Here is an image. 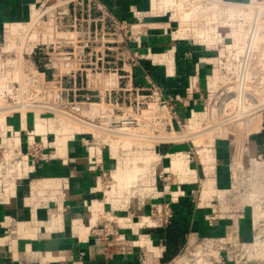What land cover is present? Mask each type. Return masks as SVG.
<instances>
[{"label":"built area","instance_id":"1","mask_svg":"<svg viewBox=\"0 0 264 264\" xmlns=\"http://www.w3.org/2000/svg\"><path fill=\"white\" fill-rule=\"evenodd\" d=\"M168 1L172 7L180 3ZM191 1L183 20L197 10L203 15L194 24H213L215 43H231L215 52L204 91L197 72L188 77L183 96L166 95L144 68L148 62L167 69L175 48L143 47L153 25L138 11L129 21L96 0H38L29 5L25 21L0 24V205L26 183L22 203L29 216L37 220L38 209L52 207L49 219L55 221L69 177L34 173L52 159L67 163V145L77 140L95 180L91 197L82 201L88 216L70 225L84 230L78 238L102 243L105 261L153 253L146 230L165 228L173 204L188 199L194 210L206 211V221L230 219L231 224L214 235L187 234L165 264H264V152L247 145L264 130V0ZM148 2L153 15L166 17L172 42L194 47L206 39L198 27L180 26L160 11L161 0ZM223 27L228 32L219 31ZM185 100L192 106L181 117L178 105ZM28 115L30 126L24 123ZM238 131L243 136L239 163ZM217 140L227 143L225 186L213 172L200 176L217 162ZM245 218L247 238L234 224ZM13 221L6 220L5 230Z\"/></svg>","mask_w":264,"mask_h":264},{"label":"crops","instance_id":"2","mask_svg":"<svg viewBox=\"0 0 264 264\" xmlns=\"http://www.w3.org/2000/svg\"><path fill=\"white\" fill-rule=\"evenodd\" d=\"M38 0H0V24L8 21H25L29 15V5ZM105 9L116 18L134 21V11L141 16L144 21L153 25L148 35L143 37V47L150 46L152 51L160 52L175 48L176 42H172L167 29V22L163 15H153L150 12L153 6H149L148 0H96ZM150 10V11H149ZM150 13V14H149ZM99 11L96 7L92 9V16L97 17ZM200 55H193V70L188 75L193 76L197 72L205 77L209 69H202L196 61H203L206 53L199 52ZM168 55H170L168 53ZM174 61L167 65L157 66L164 72L165 77L173 78L176 75L175 52ZM198 58V59H197ZM148 63V62H146ZM206 72V73H204ZM205 74V75H204ZM187 77V80H188ZM205 79V78H204ZM187 82L185 84V87ZM185 87L183 88L185 90ZM200 93L204 91V81L199 84ZM183 93L180 95H184ZM191 101L185 100L182 106L178 105L180 116H185L191 108ZM200 108V103L195 109ZM17 123V120H16ZM26 126L31 125L30 115L24 120ZM235 140V162L239 163L242 151V133L238 131ZM251 149L264 152V143H259L254 136L251 138ZM176 148H183L177 146ZM217 153V162L215 166L207 168L204 173H200L201 178H208L209 173L216 174L215 181L219 186L227 185L228 178L224 163L227 158V143L223 140L215 142ZM68 161L62 162L59 159H52L41 163L36 169L34 176L40 178L53 176H68L69 189L66 190L63 198L62 211L57 215L55 221L50 220L49 216L53 210L52 207L37 210V220L34 216H29L28 208L22 203V198L27 194V184L21 183L16 190V196L8 204L0 205V264H165L161 257L165 249L164 242L161 239L153 238L150 233H146L155 244L153 253L137 251L136 254L128 257H115L112 260L105 261L102 256V243L92 239L78 238V234H83L81 228L75 229L70 223L72 219L85 221L88 216L82 201L89 199L90 188L94 185L95 173L88 170L83 150L79 141H71L67 145ZM211 175V174H210ZM224 176V180H222ZM211 180L213 177L211 176ZM148 206L144 207L146 212ZM194 220L191 222V228L188 234L192 236L214 235L221 233L231 220H213L206 221L205 210H199ZM8 218H13V223L5 230L4 226ZM5 219V220H4ZM241 237H249V226L247 219H240L237 223ZM234 225V226H235ZM144 231V228L142 229ZM141 230V231H142ZM187 236V235H186ZM80 252L83 255L80 256ZM256 264V263H250ZM261 264V263H259Z\"/></svg>","mask_w":264,"mask_h":264},{"label":"trees","instance_id":"3","mask_svg":"<svg viewBox=\"0 0 264 264\" xmlns=\"http://www.w3.org/2000/svg\"><path fill=\"white\" fill-rule=\"evenodd\" d=\"M193 47L185 41H178L175 44L176 75L173 78L165 77L164 72L157 66H151L144 62V68L159 84L166 95L181 94L187 82L188 75L193 70L194 56ZM259 143H264V130L255 135ZM224 180V176H222ZM199 210H194L193 204L188 199H183L172 206V218L165 228L149 229L147 232L153 238L161 239L164 242L161 261L167 262L174 257L185 242L186 235L190 231L191 222Z\"/></svg>","mask_w":264,"mask_h":264},{"label":"rangeland","instance_id":"4","mask_svg":"<svg viewBox=\"0 0 264 264\" xmlns=\"http://www.w3.org/2000/svg\"><path fill=\"white\" fill-rule=\"evenodd\" d=\"M156 1H159V0H156ZM162 3L159 4L160 5V11H164L166 12V16L167 17H171L172 19H175L177 21H180V26H184L185 24L187 25V27H191L193 29H195V27H198L196 30V32H203L204 35L206 36V39L203 41V40H196V43L193 44V50L194 51V54L195 55H200L199 52L205 54L206 53V58L204 57L205 60L201 61V62H198L196 61L197 64H199L198 66H200V68L202 69H210L211 68V65L210 64H214L215 63V52L217 53V51L221 50V52H223L224 50V46L223 44L224 43H231V41L229 42L228 40H223L222 44H217L215 43L214 39H212V34L210 33L211 31L210 30H213V24L211 23H208L205 24V26L203 24L201 25H197L194 24V19H196V22L198 21L199 22V16L203 14H199L198 11L196 10H192L191 11V19L186 21V20H183V12L184 11H187V9H185L189 4H193L194 5V1H191V0H180V3L174 7L173 4L171 5V2L168 1V0H161ZM173 8V9H171ZM157 12V11H156ZM209 16V19H210V22L212 21L213 19V16L212 15H207V17ZM196 25V26H195ZM211 28V29H210ZM229 28H226V27H223L221 29H219V31H221L222 33H225V32H228ZM240 41V38L238 37L237 40L235 41L236 42H239ZM237 44V43H236ZM230 48H232V45L229 46L227 49L230 50ZM197 49V50H196ZM209 72V70H208ZM206 73V72H204ZM205 75V74H204ZM204 76L203 74L201 75L200 73L198 74V83L201 84V81H204ZM12 123L16 124V119L13 118L11 120ZM239 133V132H238ZM238 133L236 134L238 136ZM251 144V139H249L248 141V144L247 145H250ZM228 150V149H227ZM228 153V152H227ZM246 158L244 156L243 158V162L245 163L246 162ZM227 162V158L225 160V162L223 163H226ZM226 171V170H225ZM227 174V173H226Z\"/></svg>","mask_w":264,"mask_h":264}]
</instances>
